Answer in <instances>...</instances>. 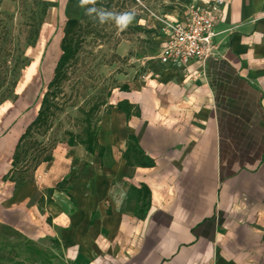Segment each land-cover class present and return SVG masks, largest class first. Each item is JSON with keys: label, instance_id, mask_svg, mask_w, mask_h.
I'll return each mask as SVG.
<instances>
[{"label": "crops", "instance_id": "crops-1", "mask_svg": "<svg viewBox=\"0 0 264 264\" xmlns=\"http://www.w3.org/2000/svg\"><path fill=\"white\" fill-rule=\"evenodd\" d=\"M44 1L51 18L73 5ZM221 2L219 60L193 63L187 75L156 65L114 91L97 124L104 156L64 143L16 189L5 178L39 114L24 76L0 108L2 226L57 243L71 264H264V0ZM44 42L30 52L41 55ZM122 103L140 117L128 119ZM130 137L153 168L127 165Z\"/></svg>", "mask_w": 264, "mask_h": 264}, {"label": "rangeland", "instance_id": "rangeland-1", "mask_svg": "<svg viewBox=\"0 0 264 264\" xmlns=\"http://www.w3.org/2000/svg\"><path fill=\"white\" fill-rule=\"evenodd\" d=\"M8 1L9 7L0 0V103L5 96L4 104L14 103L17 93L14 85L17 82L18 86L26 76L31 83L26 85L33 87L35 96L33 108L40 112L62 55L65 24L70 19L81 20L84 8L67 3L66 12L62 7L54 18L47 16L40 31L44 51L35 55L26 40L41 18V0ZM190 6L185 0H97V9L116 14L130 12L134 18L121 30L115 20L101 23L95 15L86 14L78 56L64 70L58 90H52L54 115L49 119V129L45 135L35 134L34 138L55 150L68 142L69 134L85 139L88 127L97 130L100 114L108 110L105 106L112 93L134 87L156 66L166 29L180 24ZM23 61L27 64L24 70L19 68ZM36 78L41 82L35 84ZM94 107L100 109L92 114L90 110ZM36 154L37 150L31 153ZM0 264L71 263L57 243L35 244L0 224Z\"/></svg>", "mask_w": 264, "mask_h": 264}, {"label": "trees", "instance_id": "trees-1", "mask_svg": "<svg viewBox=\"0 0 264 264\" xmlns=\"http://www.w3.org/2000/svg\"><path fill=\"white\" fill-rule=\"evenodd\" d=\"M189 3L188 0H185ZM70 3L80 5V0H69ZM87 7L84 8V14L81 17V20H70L65 24L64 27V37L61 43V57L57 64L55 70V76L53 81L49 84L47 88V93L45 94L42 103L41 110L36 118V120L27 128L25 133L21 136L18 145L15 149L11 170L5 178V181H8L15 185L16 189L23 188L26 184L31 183L35 179V174L37 170L46 164H49L53 159L54 149H49L48 147H44L42 143H39L38 140L34 138L35 134L45 135V133L49 129V119L54 113L52 112V105L50 102V97L52 94V90H58L60 83L63 80L64 70L67 66L73 63L79 52L80 42L79 35L81 33L82 22L86 19ZM48 14V6L44 0H41V18L35 22L34 29L28 34L26 43L28 48H35L39 39H40V31L44 25L45 19ZM24 70L27 67L26 61L21 62V68ZM17 88V82L14 85V89ZM128 88L122 89V91H126ZM2 103L3 105L6 101V96L3 97ZM100 108L94 107L90 110V113H94ZM119 111L126 114L127 118L130 119L132 117H140L139 111L136 108H133L128 103H122L118 106ZM69 140L67 145L71 148L76 146L85 147L86 151L93 155L95 152L99 153V157L102 158L105 154V150L101 149L98 145L97 141V130H92L91 127H88L84 131V138L81 139L78 136L73 134L68 135ZM130 146L127 152L123 155V159L127 162V165L130 167L138 166L144 169H150L154 167V162L145 156V154L138 147L137 141L135 138L130 137ZM33 150H37L36 155H31ZM64 186L60 185L57 187V190H63ZM50 195L52 194L49 193ZM141 195V193H138ZM149 197L148 190H145V198ZM45 201H41V206L44 207ZM49 203V200L47 201ZM51 224V223H50ZM3 229H9L8 227L3 226ZM14 232V231H13ZM17 237H21L20 234L14 232Z\"/></svg>", "mask_w": 264, "mask_h": 264}, {"label": "built area", "instance_id": "built-area-1", "mask_svg": "<svg viewBox=\"0 0 264 264\" xmlns=\"http://www.w3.org/2000/svg\"><path fill=\"white\" fill-rule=\"evenodd\" d=\"M223 6L221 0L209 6L191 5L184 22L166 29L161 54L155 64L187 75L193 63L219 60L221 55L216 28Z\"/></svg>", "mask_w": 264, "mask_h": 264}, {"label": "clouds", "instance_id": "clouds-1", "mask_svg": "<svg viewBox=\"0 0 264 264\" xmlns=\"http://www.w3.org/2000/svg\"><path fill=\"white\" fill-rule=\"evenodd\" d=\"M97 0H80L81 7H87V14L88 15H95L101 23L107 22L109 20H115L118 27L123 30L131 23L134 18V14L130 12H125L121 14H116L112 12H108L104 9H97L95 7Z\"/></svg>", "mask_w": 264, "mask_h": 264}, {"label": "bare ground", "instance_id": "bare-ground-1", "mask_svg": "<svg viewBox=\"0 0 264 264\" xmlns=\"http://www.w3.org/2000/svg\"><path fill=\"white\" fill-rule=\"evenodd\" d=\"M49 19H51V16H49Z\"/></svg>", "mask_w": 264, "mask_h": 264}]
</instances>
